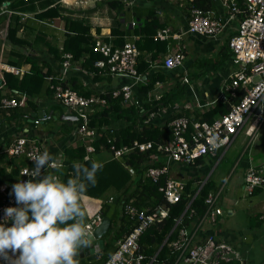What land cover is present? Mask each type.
Segmentation results:
<instances>
[{"label": "crops", "instance_id": "1", "mask_svg": "<svg viewBox=\"0 0 264 264\" xmlns=\"http://www.w3.org/2000/svg\"><path fill=\"white\" fill-rule=\"evenodd\" d=\"M214 3L215 8L211 11L213 15L228 21L225 31L215 38L187 32L191 11L187 8L185 0H19L15 10L7 8L10 2L4 3L0 8V105H3L0 106V146L9 140L11 144L28 129L29 136L55 156L57 161H64V151L67 148L85 145L86 159L96 153L87 152L88 144L95 148V139L90 142L79 136L75 131L77 121L65 118L71 114L70 110L57 102L53 94L47 95L46 90L31 98V101L36 103L38 112L26 109V106L31 107L26 94L17 95L21 102L17 111L21 114L24 108L28 110L27 115L21 114L27 116L26 121L22 117L18 120V117L14 116L15 107L7 108L4 105V100L15 98L18 92L15 86L9 83L10 81L14 84V79L8 74L22 80L38 63L44 68V73L55 77L62 76L63 68L58 52L63 51L69 31L80 28V25H70L69 30L68 20L88 26L92 42L102 40L113 44L114 47H119L120 39L125 43L140 39L139 35L132 34L133 30L144 21L150 10L156 13L159 23L164 25L160 30L169 29L168 39H155L160 30L154 36L155 42H167V51L160 53V56L152 61L149 71L150 76L161 73L164 79L157 81L155 87L147 94L139 91L140 86L146 84L144 81L140 82L133 94V103L142 106L144 103L159 100L173 91L177 83L182 84L185 92L177 102L162 106L151 114L148 122L161 125L182 112L193 119L209 113L220 101L229 103L226 89L231 82V76L237 71L231 50L229 49L230 55L228 54L223 63L218 65L217 62L221 60L225 47L229 48V40L237 32L240 17L237 15L230 19L223 0H214ZM57 6L62 9L59 17H42L46 11ZM11 28L17 29L14 37L9 34ZM112 28L122 32L123 37L114 35ZM155 49L157 50L156 47ZM54 50H57V55ZM172 52H181L184 55L183 65L176 70H168L162 66L165 57ZM151 56V52L145 55L147 62H150ZM87 57L82 55L76 61L73 58L72 70L69 72V76H78L84 87L98 91L111 88L118 90L129 82L127 79L116 77L112 82L103 80L95 84L92 74L82 68ZM9 67L19 69L21 74L11 72ZM142 76L146 81L148 73ZM184 78L188 79V82L183 83L181 79ZM46 83L50 86L49 80ZM259 112L258 109L250 115L245 126L233 137L231 144L219 150L215 156L199 159L194 165L172 163L170 167L169 176L172 179L186 184L193 182L195 187H202L209 181L213 183L212 192H220L218 205L223 213L214 219L206 218L193 241V245H200L210 236L214 237L220 248L209 259L212 264L218 259L234 264H264V186H257L253 193L246 189V177L250 170L256 171L264 178V103L263 115L260 118ZM37 113H45L47 117L35 118ZM56 114L58 116H55ZM219 116L220 114H216L214 119ZM36 119L40 120L39 125L33 123ZM123 123L120 121L117 125ZM113 128L111 127V133L114 132ZM250 128L254 129L252 134L248 133ZM93 159L101 166L112 160V155L102 148ZM17 160L18 164L21 160L25 161V165L28 164L24 157ZM3 164L8 170L11 169L9 161ZM116 195L118 194H112L110 200ZM81 204L86 212V223L92 227L96 226L98 217H101V200L83 196ZM105 237L106 235L103 237L104 242ZM100 255V252H97L92 259L91 255L80 254V264H101ZM174 264L185 263L180 259Z\"/></svg>", "mask_w": 264, "mask_h": 264}, {"label": "trees", "instance_id": "2", "mask_svg": "<svg viewBox=\"0 0 264 264\" xmlns=\"http://www.w3.org/2000/svg\"><path fill=\"white\" fill-rule=\"evenodd\" d=\"M57 1L60 2V0ZM147 1L153 2L155 0ZM185 1L189 11L193 8L212 11V9L215 8L214 0ZM7 2H10L7 8L15 10L19 0H0V8ZM239 4L243 8L242 0H240ZM60 10H62L60 6H57L54 9L46 11L42 17H59L61 15ZM239 17L242 18V15ZM68 22L69 30L71 28L70 25H80V28H74V30L71 29L69 31L63 51L61 53L58 52L61 65H63L65 53L73 54L75 61L82 55H87L88 57L85 58L82 68L92 74L93 82H102L103 80L112 82V79L116 78L115 76L108 75L103 72L102 69L95 66V62L103 57L99 53L93 52L95 42L91 41L89 27L79 22L70 20H68ZM162 27H164V25L159 23L156 13L150 10L148 15L144 18V21L137 26L132 33L140 37V39L135 42L140 50L137 65L138 73L140 75L148 73L147 80H143L146 84L139 88V91L145 94L155 87L157 81L164 79V75L161 73L152 76L149 74L152 61L158 58L160 53L167 51V42L154 41V36ZM17 29H9L11 37L15 36ZM71 31L75 32L71 33ZM112 33L123 37L122 32H118L115 28H112ZM119 43V47H122L125 41L120 39ZM112 46L114 45L112 44ZM149 52H151L152 56L150 57V62H147L145 55ZM54 53L57 55V50H54ZM228 54L230 55V50L228 47H225L221 60L217 62V64L220 65L223 63ZM104 73L106 75H103ZM8 75L14 79V81H12L14 84L8 80L9 83L12 86L14 85V88L18 90L15 98L12 99H16L20 102V98L17 95L26 94L28 97V104L31 106H26V109L33 110V112L38 111L36 103L32 102L31 98L41 95L44 90H46L47 95L53 94L54 97V90L51 88L52 84H61L64 89L70 88L86 98L95 97L105 100L103 104L97 102L90 107L88 112V125L96 131V138L93 142L95 152L98 153L104 148L111 153L112 160L99 166L93 159L96 153L90 155L89 159H86L85 145L78 148H67L64 151L62 166L54 173L61 181L66 182L68 179L74 177V166L78 167L84 165L90 167L92 163L96 164L98 171L96 172L95 185H89L84 196L101 200L102 204L99 209L100 216H108L111 218V226L105 237L104 247L99 251L101 254V264H104L110 258L116 251L117 242L124 239L134 227V221L122 212V208L126 204H132L148 213H156L160 207H165L169 210L167 217L152 225L142 235L140 240L141 252L146 256L142 264H174L178 261L181 252L172 247L171 244L177 240L181 228H193L204 216L207 210L205 199L208 194L212 192L213 183L208 181L202 187L201 185L195 187L193 182H188L182 200L177 204H169L164 197L163 191L160 190L166 183V177L163 176L158 181H154L146 174L149 168L160 167L165 163V159L160 157L161 153L158 152L156 148L157 144L164 143L173 138L171 122L180 117L190 118L188 114L182 112L175 114L161 125L148 122L151 114L158 111L162 106L177 102V100L184 95L185 88L182 84L177 83L175 89L169 94L164 95L161 99L150 103H144L141 106L135 103H126L123 93L116 96L114 95L115 90H113V88L104 91L86 88L76 75H71L65 80L62 79V76L55 77L50 73H44V68L38 63L32 67L30 73L23 76L22 80H18V77L13 74ZM48 80L50 81V86L49 84L47 86L46 81ZM6 84H8V82ZM244 94L245 90L240 89L235 99L229 97V103L220 101L209 113L201 114L190 119L191 124L188 129V134L191 135V133H193L194 122L207 121L211 123L216 114L224 115L228 113L231 110V104L237 103ZM57 102L59 101L57 100ZM0 106L2 107L3 105L1 104ZM6 107L8 108L10 106ZM12 107H15L13 110L17 111L21 106H11V108ZM26 109L24 108L21 114L27 115L26 111L28 110ZM15 111L13 113L15 114L14 116L18 117V120L23 118L26 121V119H28L27 116H21L19 111ZM37 118L41 119L42 117ZM120 121L124 123L119 126L117 124L120 123ZM115 126L118 128H115ZM111 127L115 128H113L114 132L112 133ZM136 141L139 143L151 142L154 144V147L144 151L135 149L121 157H114L113 150L111 149L112 145H115L117 148L122 145L131 146ZM9 146L10 140L4 141L0 146V186L6 185L7 193L11 195L12 185L16 183L20 169L26 163L21 160L18 164V158L10 156L7 152ZM154 155L157 156L153 158ZM5 161H9L10 170L3 164ZM48 173H53V170L48 171ZM45 174L46 172L42 174V176ZM112 194L119 195L117 203L110 200ZM2 198L3 195L0 193V203ZM215 264L234 263L218 259Z\"/></svg>", "mask_w": 264, "mask_h": 264}, {"label": "built area", "instance_id": "3", "mask_svg": "<svg viewBox=\"0 0 264 264\" xmlns=\"http://www.w3.org/2000/svg\"><path fill=\"white\" fill-rule=\"evenodd\" d=\"M223 0L224 6L228 9L229 18L242 15L240 18L237 32L230 38L228 46L233 53V62L237 66V71L231 76V82L227 87L228 97L235 99L238 90L244 89V96L235 104L231 105V110L215 118L211 123L194 122L193 133L188 134L191 124L190 118L180 117L171 122L173 138L164 143L157 144L156 150L161 153L165 163L160 167L149 168L147 176L152 180L158 181L161 177H166L165 185L160 188L169 204H177L182 200L186 183L172 179L170 167L172 163H181L185 165H194L199 159L207 156H215L217 152L228 147L233 137L245 126L247 118L260 110L259 118L263 115L264 103V0ZM135 23H133L134 25ZM228 21L217 18L211 11H204L199 8L191 10V18L188 22L187 32L209 37H218L226 29ZM169 29L160 30L155 39L164 40L170 37ZM93 52L99 53L103 58L95 62V66L102 69L108 75L127 79L129 82L120 89L114 91V95L123 93L124 101L128 104L133 103V94L138 84L143 81V76L138 73V57L140 50L135 42H127L122 47H114L112 44L97 40L93 47ZM73 55L64 54L62 79L66 80L69 72L72 70ZM184 63V55L181 52H172L163 60V67L168 70H176ZM7 70V69H6ZM13 73L21 74L19 69L9 67ZM183 83L188 79H181ZM54 97L59 103L70 110V113L80 117L77 120L76 133L86 141H93L96 137V131L89 127L88 112L90 107L97 102L105 103L104 99L95 97L86 98L79 95L76 91L67 88L64 89L61 84H52ZM20 102L16 99L4 100L5 106H18ZM36 125L40 123L39 119L34 121ZM253 128L248 130L253 133ZM29 130L24 131L23 135L16 137L10 144L7 152L10 156L17 158L24 157L28 164L21 167L16 183L32 179L29 176H23L26 169H33L34 162L32 156L43 153L45 149L38 142L29 136ZM154 144L134 142L133 145L111 146L114 157H121L135 149L141 151L152 149ZM95 148L87 145V152L91 154ZM157 155H154L155 158ZM88 158V156H87ZM63 161L58 160V168L62 166ZM53 169H48L50 171ZM46 169L42 170V174ZM264 186V178L250 170L246 177V189L253 193L257 186ZM2 187V188H1ZM0 193L3 195L0 203V223L5 222V209L8 207H17L14 195H8L7 186H1ZM220 192H211L205 199L207 210L200 221L192 228H181L179 236L171 245L180 250L179 259L185 264H212L209 259L220 248L216 244L213 236H210L200 245H193L197 236V231L202 222L208 218L213 219L221 215L223 210L219 207ZM125 215L134 221V227L124 239L116 244V251L104 264H142L146 256L141 252L140 240L145 231L157 222L162 221L168 216L169 210L160 207L156 213H148L140 210L132 204L123 206ZM101 217H98V221ZM5 226H11L10 223ZM92 226H90V229ZM18 255V254H17ZM12 259V253H9ZM154 260V259H153ZM0 264H10L9 260L0 257Z\"/></svg>", "mask_w": 264, "mask_h": 264}, {"label": "clouds", "instance_id": "4", "mask_svg": "<svg viewBox=\"0 0 264 264\" xmlns=\"http://www.w3.org/2000/svg\"><path fill=\"white\" fill-rule=\"evenodd\" d=\"M31 160L35 166L23 176L32 179L12 185L10 194L18 206L6 208L0 223V257L10 264H80L81 251L92 245L81 198L95 185L98 168L95 163L74 166V177L63 182L54 174L58 161L49 151Z\"/></svg>", "mask_w": 264, "mask_h": 264}, {"label": "water", "instance_id": "5", "mask_svg": "<svg viewBox=\"0 0 264 264\" xmlns=\"http://www.w3.org/2000/svg\"><path fill=\"white\" fill-rule=\"evenodd\" d=\"M34 116H35V118H37V117L46 118L47 117L45 113H37ZM55 116H58V115L56 114ZM63 117H65V116H63ZM65 118L71 119L73 121L80 120V117L72 115V114L67 115ZM118 200H119V195H116L113 199V202L117 203ZM110 226H111V218L110 217L104 216V217L100 218V220L98 221V224L91 228L92 245L90 248L83 249L80 253L81 256H83V255L90 256L91 255L92 259L95 258V254L97 252H99L100 250H102L104 247L103 237L105 235H107V233L109 232Z\"/></svg>", "mask_w": 264, "mask_h": 264}, {"label": "rangeland", "instance_id": "6", "mask_svg": "<svg viewBox=\"0 0 264 264\" xmlns=\"http://www.w3.org/2000/svg\"><path fill=\"white\" fill-rule=\"evenodd\" d=\"M24 99H25V98H24ZM2 186H3V188H5L6 185H2ZM0 187H1V186H0ZM1 188H2V187H1ZM1 188H0V189H1Z\"/></svg>", "mask_w": 264, "mask_h": 264}, {"label": "bare ground", "instance_id": "7", "mask_svg": "<svg viewBox=\"0 0 264 264\" xmlns=\"http://www.w3.org/2000/svg\"><path fill=\"white\" fill-rule=\"evenodd\" d=\"M84 4V3H83Z\"/></svg>", "mask_w": 264, "mask_h": 264}]
</instances>
